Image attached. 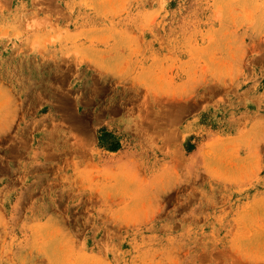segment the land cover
Masks as SVG:
<instances>
[{"label":"rangeland","instance_id":"1","mask_svg":"<svg viewBox=\"0 0 264 264\" xmlns=\"http://www.w3.org/2000/svg\"><path fill=\"white\" fill-rule=\"evenodd\" d=\"M0 264H264V0H0Z\"/></svg>","mask_w":264,"mask_h":264}]
</instances>
